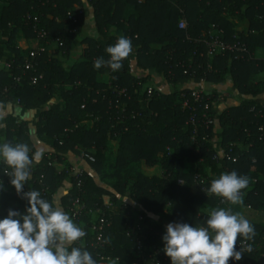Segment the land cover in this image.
<instances>
[{
	"label": "trees",
	"instance_id": "16d2710c",
	"mask_svg": "<svg viewBox=\"0 0 264 264\" xmlns=\"http://www.w3.org/2000/svg\"><path fill=\"white\" fill-rule=\"evenodd\" d=\"M86 3L93 11L99 40L81 36L87 14L83 0H0V62L10 63L9 68L0 64V103L25 110L48 106L40 110L35 121H19L13 114L0 117V143H27L31 155L37 151L30 137L33 128L36 137L54 150L74 155L83 150L93 157V161H85L99 182L83 172L85 204L92 208L103 206L104 196L111 201L130 199L103 229L106 243L100 249L119 257L116 264H132L140 255L139 264H148V251L140 254L133 240L125 236L126 226L139 214L143 220L138 233L144 245L160 248L164 264H171L163 251L162 236L166 231L157 217L199 227L206 226L208 219V213L202 211L204 206L231 207L234 212L247 207L264 212V133L258 131V126L264 124V100H257L264 95V59L208 57L206 47L194 41L214 25L222 31L223 40L243 42L253 53L264 51V0H87ZM237 15L238 19L248 21L246 31L234 29L228 20ZM181 17L187 22L186 29L178 28ZM39 30L47 33L46 39L38 37ZM116 32L131 39L132 54L118 71L106 65L94 68L97 58H110L106 48L116 43L119 38ZM20 38L25 40L26 48L17 45ZM51 41L56 44L57 56L49 51ZM31 50L38 51L35 70H24V59ZM73 54L78 55L76 62L64 65L63 60ZM197 63L203 64L202 69L191 74ZM208 63L210 69L206 68ZM182 64L191 66L190 74H183ZM148 70L161 76L172 90L163 93L153 87L148 96L145 75ZM99 74L104 79H99ZM258 75L262 79L251 83ZM15 76H20V80L16 81ZM194 79L209 83L212 87L208 90L214 95L222 92L217 85L230 81L233 88L230 95L238 101L215 113L214 123L206 132L208 139L193 142L192 128L187 123L190 113L181 107L177 84ZM122 89L124 94H119ZM53 99L58 101L52 102ZM216 141L223 151H228L232 143L231 151L238 156L237 160L232 162L223 154L221 160L214 161ZM68 167L61 156L45 153L40 163L34 165L24 189L41 192L46 186L48 190L42 198L53 203L62 182L69 180L71 187L61 199L66 210L77 193L73 178L66 173ZM233 170L250 180L249 186L242 190L243 205L221 203V198L206 194L213 179ZM195 174L203 182H196ZM0 176H4L1 170ZM2 183L0 219L7 216L9 209L24 211L29 206L13 185ZM96 219L97 215L83 219L86 232L83 247L97 260L98 249L91 246L97 242L96 232L91 230ZM252 224L256 236L248 243L253 251L242 253L239 261L264 264V224ZM238 245L239 241L236 249L240 250ZM239 261L230 258L229 264Z\"/></svg>",
	"mask_w": 264,
	"mask_h": 264
},
{
	"label": "clouds",
	"instance_id": "9594fccd",
	"mask_svg": "<svg viewBox=\"0 0 264 264\" xmlns=\"http://www.w3.org/2000/svg\"><path fill=\"white\" fill-rule=\"evenodd\" d=\"M106 52L110 58H97L93 67L106 65L114 72L120 70L133 52L131 39L119 37ZM31 151L27 143H0V162L7 166L3 172L29 205L24 211L9 209L0 219V264H97L83 245L73 246L86 232L68 213L42 198L37 190L24 192L34 165L41 160L39 151L30 155ZM249 183L247 176L235 170L223 172L211 181L206 194L221 198V203L243 205L242 190ZM3 187L0 182V189ZM255 236V226L241 212L214 207L208 212L206 226L168 223L162 236L163 251L171 264H229L230 258L239 261L242 253L253 251L248 241ZM238 241L240 250L236 249Z\"/></svg>",
	"mask_w": 264,
	"mask_h": 264
},
{
	"label": "built area",
	"instance_id": "2783aa9c",
	"mask_svg": "<svg viewBox=\"0 0 264 264\" xmlns=\"http://www.w3.org/2000/svg\"><path fill=\"white\" fill-rule=\"evenodd\" d=\"M72 21L75 22L76 19L71 17ZM34 20L36 18L34 17ZM179 29H186L187 22L184 17H181L178 21ZM222 31L217 29L214 25L200 38L194 39L195 42L201 43L206 47V55L208 57L213 56H223L229 55L234 59L250 61L254 59H264V56H259L256 53L249 51L246 44L239 41L227 42L221 37ZM38 37L40 39H46L47 33L43 30L37 31ZM38 51L31 50L27 57H25L23 62L24 70H35L36 65V56ZM0 64L9 68L10 63H1ZM185 66L183 70V74H190L189 69H191L190 65L182 64V67ZM203 64L197 63L196 70L192 71L191 74H196L197 70L202 69ZM206 68L210 69V63L206 65ZM14 79L16 81L20 80V76H15ZM32 82L36 81L35 77H32ZM184 88H180V98H181V107L189 111V117L187 118V123L192 128L191 140L194 142L195 140H206L208 139L207 130L213 125L214 117H215V106L218 102H221L222 99L219 93L218 95H214L209 90H205L202 88H188L187 90H183ZM154 88L152 86H148L146 89L147 95L150 96L153 93ZM124 90H118L119 94H124ZM19 102L18 100L16 101ZM260 112V111H259ZM259 116L262 118L263 113L260 112ZM202 129V130H201ZM258 131H262L264 133V124L262 126H258ZM232 143L229 144L228 151H222L221 153L216 152L213 156V160L218 162L221 160L223 154L227 157L228 160L232 162L236 161L238 156L233 154L231 151ZM80 157L84 160L93 161V157L82 151ZM53 160L47 162V165H51ZM1 171L3 173V177L0 176V182H4L7 185H11L10 177L5 175L3 170L6 165L0 162ZM10 171V169H9ZM66 173L73 178V185L76 188V195L70 199L69 205L66 207V212L73 219V221L80 226L84 230L85 223L83 219L87 216L97 215V219L95 223L92 225L91 230L96 232L97 242L94 244L91 243L94 249H98L96 252L97 264H116L119 261V257H112L104 253L103 249H100L104 246L106 241L103 239V229L106 226H109L112 221V217L115 214L109 204L104 203L103 206L100 207H88L85 202L82 200L83 194V170L77 168L76 166H69L66 169ZM194 180L198 183L203 182L200 175L195 174ZM40 182V181H39ZM181 182V180L179 181ZM48 187L43 186L41 188V196L46 195ZM31 191L30 189H24V192ZM22 197V196H21ZM22 200H27L26 198H22ZM143 220L142 215H137L134 218V222L131 225L126 226L125 236L133 240L136 245V249L140 252V254L144 251H148V264H164V259L162 257V250L160 248H147L144 245L142 236L138 233L141 228V222ZM85 231V230H84ZM81 245H86L84 238L82 240L76 242L73 246L79 247ZM240 246V244L238 245ZM142 256L140 255L132 264H139ZM237 264H251L249 261L242 262L239 261Z\"/></svg>",
	"mask_w": 264,
	"mask_h": 264
},
{
	"label": "crops",
	"instance_id": "0c3cea01",
	"mask_svg": "<svg viewBox=\"0 0 264 264\" xmlns=\"http://www.w3.org/2000/svg\"><path fill=\"white\" fill-rule=\"evenodd\" d=\"M85 5H86V10H87V14L85 17V23L81 29V36L82 37H89V38H94L96 40H99V34L97 31V28L95 26V22H94V15H93V11L91 9V7L89 5H87V0H83ZM241 12L244 13V8L241 9ZM239 13V11H235V14H242ZM238 15L236 16H231L228 17V20L230 22H232L234 24V29H240V30H245L247 29L248 26V21L244 18L242 19H238ZM117 36L121 37V33L120 32H116L115 33ZM86 44H82L81 47L82 48H86ZM56 44L55 42H50L49 44V51L51 53H54L55 56L56 55ZM257 55L259 56H264V51L259 49L256 52ZM78 55L77 54H73L70 55L69 57L65 58L63 60L64 65L66 66H71L73 65L76 60H77ZM145 75L147 76V81H146V85L147 86H152L158 90H160L163 93H167L170 92L172 90V87L170 85H168L165 80L155 74L153 72V70H148ZM99 79H104V75L103 74H99L98 75ZM180 88H202L205 90L210 89L212 86L207 83L204 80L201 79H194L191 81H183L181 83L177 84ZM217 87L219 88V90H224L225 86L224 84H219L217 85ZM229 97H231V95L229 94ZM257 100H264V95L260 96L257 98ZM58 101L57 99H53L52 102H56ZM238 99L236 98H227V100L225 101H221L218 102L215 106V111H219L221 109H223L225 106L228 105H232L237 103ZM44 107H48V106H43L40 109H30V110H25L23 109L21 106L18 105H12L10 103H0V117H4L5 115L8 114H13V116H15L19 121H35L37 120L40 110ZM30 137L32 139V141L35 143L36 149L37 151H39L41 153V157L43 156V154L45 153H54L57 154L59 156H61V158L65 161L68 162L69 166H76L77 168L83 170V172H86L90 175H92L95 179L96 182H99L98 176L96 173H94L93 171H91L88 163L82 159L80 157V154L83 150H80V154L79 155H74L72 152L70 151H63V150H54L52 149L48 144L40 141L36 135L34 134V129H30ZM215 148H216V152L221 153L222 154V148H220V146L218 145V142H215ZM151 171V170H148ZM101 184V183H100ZM103 187H105L106 189H109L108 186L101 184ZM71 187V182L69 180H64L62 182L61 187L59 188V190L56 192V194L53 196V204L55 207L61 208L63 211L66 212L65 208L62 205L61 199L62 196L65 194V192H67ZM130 202L129 198H124V201H111L109 196H104L103 198V203L109 204L111 209L113 211H117L123 203H128ZM212 209L209 206H204L202 211L204 212H209V210ZM236 211L241 212L243 215L246 216L247 219H249L250 221L257 223V224H264V212L261 211H256L247 207H241L239 209H237ZM67 213V212H66ZM157 220L162 224L163 228L166 231V225L168 223H170V221H168L166 218H164L163 216H159L157 217Z\"/></svg>",
	"mask_w": 264,
	"mask_h": 264
},
{
	"label": "rangeland",
	"instance_id": "374dc122",
	"mask_svg": "<svg viewBox=\"0 0 264 264\" xmlns=\"http://www.w3.org/2000/svg\"><path fill=\"white\" fill-rule=\"evenodd\" d=\"M17 45L20 48H26L27 47V44H26L25 40L22 39V38L17 40ZM261 79H262V75H258V76H254L250 81H251V83L256 84ZM223 84L225 86V89L222 90V92L220 94V97H221L222 101H224V100L226 101L227 98H231L232 97V95H231V97H229V94L233 92V88H232V84H231L230 81H225Z\"/></svg>",
	"mask_w": 264,
	"mask_h": 264
}]
</instances>
